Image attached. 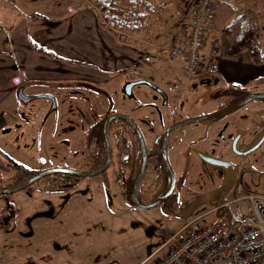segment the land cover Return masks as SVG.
Here are the masks:
<instances>
[{
	"label": "rangeland",
	"instance_id": "rangeland-1",
	"mask_svg": "<svg viewBox=\"0 0 264 264\" xmlns=\"http://www.w3.org/2000/svg\"><path fill=\"white\" fill-rule=\"evenodd\" d=\"M67 4L92 8L90 0L42 4L0 0V26L9 25L20 16L30 22L38 13L59 12ZM167 5L174 14L176 2L168 1ZM169 14L170 11L159 13L154 23L157 28L154 38H138L134 44H128L137 47L142 59H148L149 64L140 63L111 74L106 83L74 81L58 87L44 84L33 87L32 91L27 88L23 93L33 95L27 101L16 95L15 102H7L18 108L19 122L9 128L11 133L0 131V151L5 154L6 162L10 160L32 170L86 168L88 155L95 151L92 145L85 146L87 131L100 117L102 108L129 115L143 133L147 147H151L164 127L173 121L222 108L226 102L221 94L222 84L209 99L203 96L198 99L183 86L181 64L168 59L166 54L169 35L180 20L174 24V15ZM216 36L222 38V46L213 56L215 66L225 65L231 72L244 71L253 78L259 74L257 78L264 77L261 75L263 66L250 64L244 52L229 54L224 47L226 38L222 34ZM128 83H133L129 93L125 90ZM247 87L253 92L264 91V84L255 79ZM47 94L56 98L57 109L52 108L53 100L45 97ZM257 106L262 104L252 103L222 118L221 122L228 127L222 138L225 151L218 154V158L229 162L236 160L229 152L230 138L239 128L248 130L259 125L262 115L254 110ZM204 124L205 121H196L177 127L168 139L167 157L173 173L178 177L186 171L178 192L181 209L168 210L161 204L142 209L126 199L122 177L117 180L115 176L118 162L128 150L119 152L116 146L123 135L113 130L110 132L112 164L105 171L106 180L97 176L81 177L72 188L55 192L41 190L47 181L40 180L32 188L8 195L18 212L10 221L15 225L14 230L0 229V264H147L145 261L153 252L164 253L170 245V237L186 223L209 221L216 200L219 196L229 199L236 184L241 183L248 191L264 193V146L249 155L227 183V170L201 161L195 154L196 146L191 145L196 138L194 133ZM260 133L259 128L253 131V139ZM126 136L127 144L131 141L129 151L134 150V139L130 134ZM190 145L192 154L188 158L186 150ZM13 173L5 163L0 168V185L12 184ZM160 184L161 178L146 171L140 186L143 198H151ZM2 203L0 200V215L4 211Z\"/></svg>",
	"mask_w": 264,
	"mask_h": 264
},
{
	"label": "crops",
	"instance_id": "crops-1",
	"mask_svg": "<svg viewBox=\"0 0 264 264\" xmlns=\"http://www.w3.org/2000/svg\"><path fill=\"white\" fill-rule=\"evenodd\" d=\"M63 7L61 11L48 15L38 13L30 22L26 17L20 16L9 25L0 26V131L4 134L11 133L9 128L19 122L18 108L6 104L12 100L15 102L19 88L32 91L44 84H56L54 87H58L74 81L106 83L111 74L129 70L141 63L142 53L139 49L118 42L101 26L95 10L87 6L69 4ZM256 24L264 58V9L256 13ZM218 38L222 46V38ZM30 43L50 51L54 56L33 51ZM227 45L225 39L226 51ZM245 56V60L253 64L247 54ZM258 66L264 68V61ZM219 73L241 81L256 79L260 75L253 78V75L244 71L231 72L225 65L219 66ZM261 75H264V72ZM45 97L53 100L52 108H58V102L53 95L47 94ZM106 110L107 108L101 109L98 119ZM20 113L24 114L22 111ZM5 163L7 165L5 154L0 151V168Z\"/></svg>",
	"mask_w": 264,
	"mask_h": 264
},
{
	"label": "trees",
	"instance_id": "trees-1",
	"mask_svg": "<svg viewBox=\"0 0 264 264\" xmlns=\"http://www.w3.org/2000/svg\"><path fill=\"white\" fill-rule=\"evenodd\" d=\"M30 2H46L52 0H27ZM92 2V9L97 11V15L100 19V24L106 30H108L114 38L121 43H133L137 42L138 38L150 39L155 37L156 25L155 20L159 19V13H166L170 11L172 15L171 6L167 5V2L175 1L177 6L173 9L174 16L172 20L175 23L179 20L183 10L187 7L190 0H90ZM213 3V14L208 22V29L212 35L222 34L227 40V52L231 55H238L240 53H246L251 62L255 64H261L264 61L262 50L259 44L257 36V24H256V12L264 9V0H212ZM169 14V15H170ZM170 21V18H169ZM30 47L33 51L43 54L54 56L50 51L38 47L30 43ZM141 63L149 64L150 61L146 58L141 60ZM256 82H264V78L255 79ZM103 121L96 122L88 130V136L93 138L95 143V151H93L92 165L95 167L100 165L105 157V143L103 136ZM126 123V122H125ZM124 133V134H123ZM122 133L118 141V150L122 153L128 150L121 160L120 164L122 169L129 166L133 162H136L135 150L129 151L130 144H127L126 134L133 135L132 130L129 128L126 132ZM152 150L154 151L155 157L153 158L152 164L156 167L161 166L162 161L160 157L159 145H155ZM7 166L13 169L14 182L12 184H5L0 186H11L15 185L38 170H32L24 165H18L8 160ZM137 167V165H136ZM132 174L126 177L119 176L116 174L117 180L122 177L121 185L123 187L124 196L130 203L131 191L136 179L137 168H130ZM106 180L105 173L100 176ZM79 177H75L67 174H52L42 180H46L47 183L41 188L44 191H62L72 188L76 180ZM183 178L179 177L177 180L176 188L174 189L171 196L166 199L161 206L165 209H181L178 201V192L183 184ZM33 185L28 188H32ZM167 187V178H161V184L158 191L153 194L151 198H142V202H150L159 196ZM108 184L106 182V190ZM218 195L216 196V198ZM0 200H3L2 208L4 211L0 215V220L3 223L0 224V229L6 232L14 230L15 225L10 224V221L17 215V207L9 200L8 195H0ZM224 198L219 196L216 200V205L222 202ZM133 204V203H132Z\"/></svg>",
	"mask_w": 264,
	"mask_h": 264
},
{
	"label": "built area",
	"instance_id": "built-area-1",
	"mask_svg": "<svg viewBox=\"0 0 264 264\" xmlns=\"http://www.w3.org/2000/svg\"><path fill=\"white\" fill-rule=\"evenodd\" d=\"M213 9L212 0H191L169 35L168 59L180 62L190 76L198 74L204 64L211 66L219 52V38L208 29ZM212 211L207 222L186 223L170 237L164 253L155 251L145 262L264 264V193L237 184L232 196Z\"/></svg>",
	"mask_w": 264,
	"mask_h": 264
},
{
	"label": "flooded vegetation",
	"instance_id": "flooded-vegetation-1",
	"mask_svg": "<svg viewBox=\"0 0 264 264\" xmlns=\"http://www.w3.org/2000/svg\"><path fill=\"white\" fill-rule=\"evenodd\" d=\"M144 64H146V63H144ZM181 68H182V72L184 75V78L182 79L183 86L186 87V90L188 91V93H190L194 97H197L198 99L201 98L202 96L206 97L208 99L211 98L212 94L215 92L216 87L219 86L220 84H222L221 94L226 97V102L224 103L222 108H220L216 111L209 112V113L225 110V109L229 108L230 106L234 105L235 103H237L239 100H241L245 96H247L251 93H255V92L251 91L250 89H248V87H247V84L250 83L252 81V79L241 81L240 79H233L231 76H224L223 74L219 73V66H215L214 63L211 66H207L205 64L202 65L199 73L194 75V76L188 75L184 71L182 64H181ZM259 78H264V77H259ZM138 82H142V81H138ZM258 83L264 84V82H258ZM262 93H264V91H262ZM252 103H261L262 104V106L254 107V110L257 111L259 114H261L262 118H261L258 126L253 127V128H249L248 130H243L242 128H239L231 136L230 142H229V152L232 156L235 157L236 160L234 162L233 161H231V162L227 161L230 163L229 168H225V167L221 166L222 168L227 170V175H226L227 176V178H226L227 183L230 182V177L233 176L237 172V170L241 169V166L243 165L246 158L264 146V137H263L264 136V99H255V100L245 104L244 106L240 107L239 109L246 107L247 105H251ZM167 104H168V102L165 101V105H167ZM239 109H237L235 111H238ZM235 111H233V112H235ZM113 112L114 111L111 108H108L105 111V113L102 115V117L100 119H98L97 121H95L91 126H93L96 122L100 121L101 119H104V121H105V118ZM209 113H204L201 115H205V114H209ZM201 115H197V116H201ZM224 116L225 115L220 116V117H216V118H212V119L199 120V121H205V124H204L202 129H200L194 133L196 138L193 141H191V145L196 146L195 147L196 156L201 161H203L207 164L215 165V164L208 162L205 157L220 159V158H218V154H223L225 151V150H223L222 138H223V136H225L224 134H226L225 131L228 127V124L225 122L224 123L221 122V120ZM187 118H190V117H187ZM187 118H184V119H187ZM184 119H181V120H184ZM244 119H246V116L244 117ZM181 120H179V121H181ZM104 121H103V124H104ZM179 121H173L171 125H173L174 123L179 122ZM125 122L126 121H124L122 119L112 120V122L110 124L109 132H112L113 130H117V131L119 130L118 133L122 134L124 132V129L129 130V128H130L132 130L130 125L127 122L126 123ZM194 122H196V121H194ZM171 125L164 127V130L160 134V136L158 137L157 141H155V143L151 147H147V155H148L147 158L148 159H147V166H146V170H145V173H146V171H150L153 174H156L158 178L166 177L167 178V187L169 184V174L163 165V160H162V156H161V138H162L164 131ZM91 126L88 128V130L91 128ZM178 127H180V126H178ZM257 128L261 129V133L253 139L252 132L256 131ZM102 131H103V128H102ZM132 132H133L132 138L134 139L133 145H134V142L136 144V146H134V150H135L137 164L135 162H133L129 166H126L125 169H120L122 167V165L120 164V161H119L118 162L119 167L116 168V174H119V176H123V177H124V175L129 176L133 173L132 170L130 169L131 167H134L135 170L137 168L136 172L138 175L141 160H142V154H141L139 142H138L137 137H136L133 130H132ZM103 136H104V133H103ZM169 136H170V134H169ZM261 139H262V141H261ZM259 141H261V142L255 150L247 153L246 155L243 154L246 151H248L252 146L259 143ZM104 143H105V139H104ZM110 143H111V141H110ZM91 145L93 146V148L95 150L96 146H95V143L93 142V138L91 136H88V131H87L85 146L90 147ZM155 145H159L160 157H161V161H162L161 166H158V167H156L155 165L152 164L153 158L155 157V155L153 153L154 151L152 150V148ZM191 145L186 150V155L188 158L190 157V154H192ZM116 147L118 148V143H117ZM111 149H112V146H111ZM87 159H88L87 160L88 162L86 163V168H84V169H92V168H96L99 166L98 165L95 167H90L92 165V159H93L92 151H91L90 155H88ZM105 159H106V144H105V157H104L103 162L105 161ZM220 160H223V159H220ZM224 161H226V160H224ZM111 164H112V160H111ZM136 165H137V167H136ZM217 166H220V165H217ZM105 171L102 173H105ZM101 174L97 175V177L100 176ZM137 175H136V177H137ZM185 176H186V171H182L178 177L175 176L176 182H175L174 189L176 188L177 180L179 179V177H182L185 180ZM184 180H183V182H184ZM238 184H241V183H238ZM143 194H144L143 191L140 189L139 197L141 195L143 198V196H144Z\"/></svg>",
	"mask_w": 264,
	"mask_h": 264
},
{
	"label": "water",
	"instance_id": "water-1",
	"mask_svg": "<svg viewBox=\"0 0 264 264\" xmlns=\"http://www.w3.org/2000/svg\"><path fill=\"white\" fill-rule=\"evenodd\" d=\"M132 84L133 83L127 84V86L125 88L127 93L130 92ZM17 95L20 99H22L24 101H27L29 99V96H27L23 93L22 88L18 89ZM255 99H264V93H262V92L251 93L225 110H221L218 112H213V113H209V114H205V115H201V116L190 117V118L181 120V121L176 122L173 125L169 126L164 131L162 138H161V156H162V160H163V165L169 174V184L163 193H161L159 196H157L155 199H153L150 202H142L140 197H139L140 186H141V182L143 180L144 174H145V170H146V166H147V159H148L147 158V156H148L147 155V146L145 143V139H144V136H143L141 130L139 129L138 125L135 123V121L129 115H127L125 113H121V112H113L105 118V121L103 124V133H104V139H105V144H106V159L101 165H99L96 168H92V169H73V168H63V167L44 168V169L36 171L31 176H29L25 180L15 184V185L5 186V187L0 186V195H10V194H13L17 191L26 189L29 186L33 185L34 183L42 180L43 178H45L49 175H52V174L61 173V174L72 175V176L79 177V178H81V177H95V176L101 174L110 166L111 160H112V149H111L110 132H109L110 124H111L112 120L122 119V120L126 121L130 125L132 130L134 131V133L137 137V140L139 142L141 154H142L140 169H139L138 175L135 179V182H134V185H133V188L131 191V201L135 206L142 208V209H147V208L158 206L161 203H163L166 199L169 198V196L171 195V193L174 190L175 182H176L175 175L173 173V170L169 164L168 157H167V145H168V138H169L170 132L174 128L181 126V125H184V124H187V123H191V122L199 121V120L212 119V118H216V117H220V116L229 114V113L239 109L240 107L244 106L245 104H247V103H249ZM261 141H262V139H261ZM261 141H259V143L252 146L248 151H246L243 154L246 155L247 153L255 150ZM205 158L207 159L208 162H210L212 164L220 165V166H223L225 168H229L230 163L227 161L215 159V158H210V157H205Z\"/></svg>",
	"mask_w": 264,
	"mask_h": 264
}]
</instances>
